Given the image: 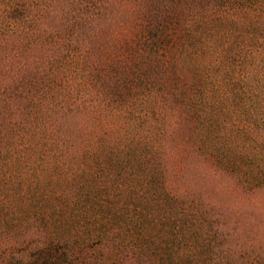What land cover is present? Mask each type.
Returning a JSON list of instances; mask_svg holds the SVG:
<instances>
[{"label": "trees", "instance_id": "obj_1", "mask_svg": "<svg viewBox=\"0 0 264 264\" xmlns=\"http://www.w3.org/2000/svg\"><path fill=\"white\" fill-rule=\"evenodd\" d=\"M0 140L54 239L264 264V0H0Z\"/></svg>", "mask_w": 264, "mask_h": 264}, {"label": "rangeland", "instance_id": "obj_2", "mask_svg": "<svg viewBox=\"0 0 264 264\" xmlns=\"http://www.w3.org/2000/svg\"><path fill=\"white\" fill-rule=\"evenodd\" d=\"M7 148L6 142L0 140V156L8 151ZM5 165L8 175L6 180H0V264H118L117 258H107L97 252L101 245L96 241L82 242L81 238L78 241H59L52 238L50 233L54 228L60 230L63 225L59 223L57 227H52L46 215L62 217L65 211L53 210L44 216L22 205L19 199L23 196L12 189L22 176L17 172L12 176L8 173V158ZM36 166L39 164L36 163ZM21 167L28 171L25 174L28 177L26 183L32 187L31 191L46 180L28 165Z\"/></svg>", "mask_w": 264, "mask_h": 264}]
</instances>
